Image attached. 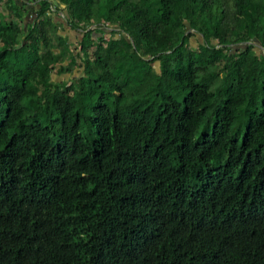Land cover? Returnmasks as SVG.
Masks as SVG:
<instances>
[{"label":"trees","instance_id":"obj_1","mask_svg":"<svg viewBox=\"0 0 264 264\" xmlns=\"http://www.w3.org/2000/svg\"><path fill=\"white\" fill-rule=\"evenodd\" d=\"M5 2L0 264H264V0Z\"/></svg>","mask_w":264,"mask_h":264},{"label":"rangeland","instance_id":"obj_2","mask_svg":"<svg viewBox=\"0 0 264 264\" xmlns=\"http://www.w3.org/2000/svg\"><path fill=\"white\" fill-rule=\"evenodd\" d=\"M0 4L2 5V9L4 10V12L6 13L5 16H9V14H11V11L8 10V8L5 7V4H6L5 0L2 1ZM32 6L34 7L35 6V3ZM52 7H53V12H54L55 11V5H52ZM61 12L65 15V12L64 11H61ZM32 18H33V16L26 15L24 17V22H27V21L31 20ZM59 18H60V20H62L64 22L65 26H68V24H67V22H66V20H65L64 17H61L60 16ZM72 30H73V33H74V37H72L71 40H72V42L74 44H77L75 42L76 41V38H77V36H79V37L82 36L83 32L77 31L76 28L75 29H72ZM108 32H109V30H106V32H105L106 34L105 35H101L98 32H96L93 35L98 40L96 39V41H94V43H93V46L94 47L91 49V52L92 53L94 52V53L91 54L90 57L87 59L88 62L91 61L92 58H94L95 55L97 54L98 45L99 44H102V43H107V40H108V37H109ZM196 40L197 41L198 40H201V37L199 35H197L196 38L191 37V43L192 44L196 45V43H197ZM8 43L11 44L12 46L18 47L20 49L22 48V50L24 52H27L29 49H32L33 48V45L31 43V40L29 38H27L24 35V33L22 31H20V30H18V31H12L10 33V37L8 39ZM76 48H78V47L76 46ZM72 49L75 50V51H77L75 49V47H73V46H72ZM258 49H260V48H258ZM62 55H65V52L59 54V57L58 58L59 59H62V57H61ZM73 71H74V73H73L74 75H79L82 72H83L82 74H84V68L82 67V65L75 67V69ZM54 78H57V77H54ZM60 78L65 79L67 81V83L70 84V81L72 79V76L69 75L68 73H62V74L59 75L58 79L61 80Z\"/></svg>","mask_w":264,"mask_h":264},{"label":"crops","instance_id":"obj_3","mask_svg":"<svg viewBox=\"0 0 264 264\" xmlns=\"http://www.w3.org/2000/svg\"><path fill=\"white\" fill-rule=\"evenodd\" d=\"M23 2H27L28 0H22ZM30 5H32L33 3H29ZM77 31H79L77 29ZM80 32V31H79ZM60 34L64 37V38H67L68 42H72L71 38L74 37V33H73V30L72 28H70L69 26H65V24H63V27H62V30L60 31ZM81 38V36H77L76 38V41L79 40ZM75 41V42H76ZM75 69V68H74ZM74 73V72H73ZM56 77V74L53 73L52 74V78Z\"/></svg>","mask_w":264,"mask_h":264},{"label":"water","instance_id":"obj_4","mask_svg":"<svg viewBox=\"0 0 264 264\" xmlns=\"http://www.w3.org/2000/svg\"><path fill=\"white\" fill-rule=\"evenodd\" d=\"M59 14L62 16L63 15V13L61 12V11H59ZM64 17H65V15H64ZM65 20H67L66 19V17H65ZM94 26H90L89 28L90 29H92ZM88 28V29H89ZM116 30V28H112V27H107V30H109V31H111V30ZM78 30L79 31H81V32H83L82 31V29H80V28H78ZM189 31H191V29H188V31H186V33L187 32H189ZM199 36L202 38V35H200L199 34ZM128 39H129V41L131 42V43H133V41H132V38H130V37H128ZM247 43H249V42H246L245 44H247ZM253 44H255L258 48H260L263 52H264V48L259 44V43H255V42H252ZM240 43H236V44H232L234 47H237V46H241V44L239 45Z\"/></svg>","mask_w":264,"mask_h":264},{"label":"clouds","instance_id":"obj_5","mask_svg":"<svg viewBox=\"0 0 264 264\" xmlns=\"http://www.w3.org/2000/svg\"><path fill=\"white\" fill-rule=\"evenodd\" d=\"M33 3H35V2H33ZM61 16V15H60ZM61 17H64V14L61 16ZM65 18V17H64Z\"/></svg>","mask_w":264,"mask_h":264},{"label":"built area","instance_id":"obj_6","mask_svg":"<svg viewBox=\"0 0 264 264\" xmlns=\"http://www.w3.org/2000/svg\"><path fill=\"white\" fill-rule=\"evenodd\" d=\"M51 9H52V11H53V7L51 6Z\"/></svg>","mask_w":264,"mask_h":264}]
</instances>
